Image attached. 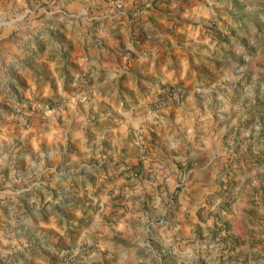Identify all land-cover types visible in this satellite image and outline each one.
<instances>
[{
	"label": "clouds",
	"instance_id": "9594fccd",
	"mask_svg": "<svg viewBox=\"0 0 264 264\" xmlns=\"http://www.w3.org/2000/svg\"><path fill=\"white\" fill-rule=\"evenodd\" d=\"M0 264H264V0H0Z\"/></svg>",
	"mask_w": 264,
	"mask_h": 264
}]
</instances>
